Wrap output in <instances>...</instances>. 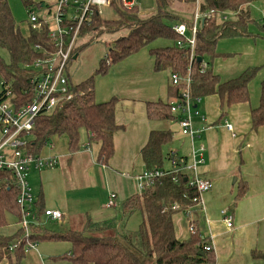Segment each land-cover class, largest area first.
Wrapping results in <instances>:
<instances>
[{"label":"trees","instance_id":"1","mask_svg":"<svg viewBox=\"0 0 264 264\" xmlns=\"http://www.w3.org/2000/svg\"><path fill=\"white\" fill-rule=\"evenodd\" d=\"M23 1L27 8L36 3V0ZM156 1L157 12L145 17L140 15L138 5L127 9L117 0H112L110 5L116 11L115 18H104L102 13L96 10L91 24L83 27L82 37L75 46L69 64L75 55L100 34L121 30H127V33L109 44V49L100 59L94 74L80 82H74L68 71L72 98L59 103L50 111L40 112L35 117L31 137L24 147L25 153L41 155L43 147L55 135H66L69 151L77 152L83 147L81 137L85 131L89 139L87 147L97 141L100 145L97 160L100 164L107 165L115 155V135L123 125L118 123L116 118L118 97L113 95L106 101L97 99L95 76L106 75L111 66L158 40L169 43L149 48L154 59V70L160 72L168 69L171 75L177 73L181 81L173 84L170 79L167 99L146 101L149 119L178 122L181 114L171 110V101L173 98L181 99L188 77L192 97L200 98V101L194 104L195 109L203 98L214 94L220 97L222 110L232 104L250 100L249 85L261 66L251 65L233 78L222 79L214 71L213 62L220 56L217 44L221 38L254 35L249 28L253 21L250 9L253 0H201V13L213 9L218 14L225 11L232 14L225 21L220 17L204 16L203 21L200 19L194 47L195 58L192 61L190 46L177 44L180 36L172 24L166 21H173L174 24L186 22L191 26L193 20L166 10L173 0ZM178 1L195 4V0ZM261 1L264 3V0ZM262 20L264 21V14ZM260 28L264 30V22ZM29 31L27 36L22 33L8 0H0V50L5 49L9 54L8 61L0 51V90L1 93L5 92L6 88L11 90L9 98L5 100L9 101L15 110L32 103L40 71L31 66H34L37 59L46 58L53 49L47 29ZM199 56L203 57L202 61H198ZM204 62L207 63L206 66H203ZM224 114L225 112H222L220 118ZM251 120L252 129L264 126V79L261 80L259 103L251 109ZM2 127L0 121V130ZM173 138L174 131L170 128H156L150 131L146 143L140 149L143 171L170 170V166H165V161L169 158L171 164L174 151L170 150L166 154L164 146ZM174 176H178L177 181ZM12 179L14 180V177L10 172L0 169V229L10 226L9 216L16 220L12 233L0 232V264H22L26 250L44 241L69 242L70 251L53 256V259L66 260L72 264H215V252L205 249L208 241L202 238L198 231L189 230L191 234L185 239L176 234L175 215L195 206L193 198L198 195L182 173H170L157 178L154 185L147 186L122 200V213L127 219L137 211L142 214V220L134 230L121 229L115 218L95 222L89 215L79 225L56 232L50 230L46 227L47 222L58 220H52L45 215L46 207L41 192L31 210L34 221L29 225L28 234L20 225L23 212L17 202L18 189ZM246 190L247 183L240 182L236 199L242 197ZM113 197L116 198L115 195ZM174 205L179 207L173 208ZM62 214L60 220L64 219V213ZM122 225L125 226V223ZM251 255L254 259L264 260V250L253 249Z\"/></svg>","mask_w":264,"mask_h":264},{"label":"crops","instance_id":"2","mask_svg":"<svg viewBox=\"0 0 264 264\" xmlns=\"http://www.w3.org/2000/svg\"><path fill=\"white\" fill-rule=\"evenodd\" d=\"M259 36L260 34L234 37L230 39L232 40L230 43L225 42L224 46L235 47V49H228V51L236 52L246 46L248 47V45L251 48L248 49L249 53L243 58L244 60L232 59L229 65L230 68L227 69L226 67L219 71L214 69L222 79H229L240 74L248 65H262L257 76L250 82V100L232 104L222 110L220 107L221 100L217 94L207 96L212 97L211 100L215 102L214 107H207V100L204 105V108L210 111L208 113L210 118L214 119L222 112H225L224 116L222 118L219 116L214 124L208 123L209 120L206 116L196 117L195 119L197 127L195 129L198 130L197 139L203 142L202 134H205L206 142V145L203 143L206 147L204 153L205 163L201 164L199 171L212 182V187L203 194L201 204L189 209V217L192 219L199 235L206 238L208 244L213 245L216 254L215 264H261L263 262L253 259L250 255L253 249L264 250V126L252 129L251 120V109L259 103L261 80L264 79V50L259 47V44H264V38ZM219 53L220 56L218 57L224 60L227 58V56L223 57L227 53ZM140 56L138 52L116 63L113 68L119 70L121 67L117 66L121 65L123 67V70L117 71L120 75H123L116 74L118 76L117 90L121 91L116 106V118L123 125V128L117 133L120 132L119 134L122 135V133L130 132L131 137H135L133 142L129 140L126 143L133 145L135 142L131 150H136V153H134L136 155L135 161L138 162V166H141L140 170L143 171L144 164L140 156V149L146 143L150 131L156 129L162 122L158 123V121L147 117L146 101L158 100L163 97V99L168 98L169 83L165 80V76L161 71L154 70V59H146L148 62L151 61L150 65L147 66ZM218 59L215 61L216 64ZM126 70H130V75L129 73L125 74ZM112 93L108 95L109 98L103 101L115 95ZM119 105L125 112L121 119L118 110ZM137 115H141V117L139 118ZM126 118H130V120H124ZM225 120L231 123L232 130L226 127ZM209 124L211 125L209 126ZM131 125L133 131H131ZM167 128L174 131L173 139L179 141V143L181 142V147L186 145L183 140H190L188 136L181 134L178 122H172ZM116 135L114 139L116 146L114 156L119 159ZM88 141L87 138L85 143L87 144ZM183 149L176 147L175 149L172 148V151L185 156L187 161L191 162L189 158L190 148ZM131 150L130 153H132ZM87 152L90 154V161L92 162L93 152L87 146L82 147L77 152H70V155L67 152L62 153L67 157L68 166H71L79 160L81 162L83 160L81 158L82 154ZM68 161L70 162L68 163ZM123 162L127 168L135 167L130 154L123 159ZM103 167L106 166L103 165ZM31 172H35V176ZM31 172L29 182L33 193L36 197L39 193H43L45 207L60 209L64 213V217L71 212L69 193L67 185H64L62 169L56 164L53 168L32 169ZM134 180L136 183L137 180L135 178ZM242 181L247 183V190L242 197L236 199ZM112 182L109 195L113 193L116 198L121 195L125 196L127 191L131 193V191L136 190H131L132 182L124 180ZM38 183H40V191L35 193V185ZM224 209H230L234 213L232 227H228L223 219L222 210ZM180 213H177L174 218L176 234L179 238L185 239L191 234L189 231L190 224L186 212ZM47 242L49 241L30 246L26 250L22 264H69L66 263L69 262L66 260L53 259V256H57V254H55L56 252L52 247L47 245Z\"/></svg>","mask_w":264,"mask_h":264},{"label":"built area","instance_id":"3","mask_svg":"<svg viewBox=\"0 0 264 264\" xmlns=\"http://www.w3.org/2000/svg\"><path fill=\"white\" fill-rule=\"evenodd\" d=\"M127 9L138 5L137 0H117ZM112 0H36V3L28 7V22L30 29H47L48 36L53 43V49L44 59H37L34 66L40 73L37 76V90L32 103L15 110L8 103L7 98L11 93L9 88L1 93L0 90V121L3 124L0 130V169L10 172L14 177L11 181L18 189L17 202L23 212V218L20 222L28 234L30 223L33 216L31 210L34 206L36 196L33 193L29 182V173L32 169L43 170L53 168L57 164V158L52 155H32L25 153L24 147L31 137V130L34 126L35 117L42 111H50L59 103L69 100L73 92L69 87V74L67 67L69 60L78 40L82 37L81 31L85 25H90L96 10L100 11L103 6H110ZM201 0H195L196 10L193 14V23L189 26L186 22H178L173 25V29L180 36L177 44L190 46V60L195 58L194 47L196 44V35L200 26V19L203 17H220L224 21L228 19L231 12L219 13L213 9L207 13L200 11ZM37 7V9H36ZM191 32V37L187 32ZM207 63L204 62L203 66ZM173 84H178L181 77L177 73L171 75ZM185 88L182 90L181 99L174 98L171 101V110L180 113L178 120L180 132L184 136L192 138V157L193 161L188 162L183 155L172 152L170 170H147L136 175L139 190L142 191L147 186L154 185L157 178L170 173H182L185 175L189 184L194 187L198 193L193 198L196 205L202 203V196L212 187V182L204 177L199 171V165L205 163L204 152L206 147L200 144L196 147L195 138L198 130L193 124L194 104L200 101L199 97L193 98L190 92V77L185 80ZM1 87V86H0ZM198 115V110H195ZM226 127L232 130V125L225 120ZM178 180V176H174ZM113 196V195H112ZM113 198L107 202V206H114ZM174 205L173 208H178ZM189 219L190 231L194 232L195 225L189 217V210L185 211ZM45 215L52 220H60L63 217L60 209L46 208ZM223 219L228 227L233 226L234 213L230 209L222 210ZM191 219V221H190ZM206 250H213L212 244H206Z\"/></svg>","mask_w":264,"mask_h":264},{"label":"rangeland","instance_id":"4","mask_svg":"<svg viewBox=\"0 0 264 264\" xmlns=\"http://www.w3.org/2000/svg\"><path fill=\"white\" fill-rule=\"evenodd\" d=\"M38 1V0H37ZM13 15L16 17L17 23L20 27V30L22 33L27 36L29 34V22H28V8L25 6L23 0H8ZM137 4L140 8V15L145 17L148 15H151L158 10V3L156 0H137ZM37 9V7H36ZM250 9H251V17L253 21L250 23V30L254 33L253 36H256L260 34L259 37L264 38V30L260 28V25L263 24V13H264V3L261 0H253L252 3L250 4ZM168 11L178 14L181 17H185L188 19L193 20V14L196 10L195 4L193 5L192 3L185 2V1H178V0H173V2L168 5L167 9ZM100 12L102 13V16L104 18H115L116 11L113 9L111 6H103L100 8ZM169 24L174 25L173 21H166ZM259 24V25H258ZM127 33V30H121L116 33H108L104 32L98 36L97 39L93 40L90 44H88L86 47H84L78 56L74 58L70 64H69V74L71 75V78L73 79L74 82H80L87 78L88 76L92 75L95 73V70L97 69L99 65L100 59L107 53L109 49V44L112 43L115 39L119 38L120 36L124 35ZM187 36L191 37V32H187ZM239 37V36H238ZM234 37H225L221 38L217 44V49L218 52H225L228 54L227 58L224 60L223 58L216 57L213 62V69L215 71L223 70V68H230L229 65L232 62V59H243L246 55H248L249 51L248 49L251 48L250 45L248 47L242 48V50L239 51H228L235 49V47L231 46H224L225 42L232 41ZM257 38V37H256ZM263 41V40H262ZM169 43L168 41L165 42L164 40H158L156 42L151 43L150 45L146 46L142 50L139 51L140 57L142 61L145 62L147 66L150 65L151 61L148 62L149 58L153 57L149 52V48L151 46H155L158 44H165ZM251 43V42H248ZM262 45V46H261ZM254 47V46H253ZM259 47H262L261 49L264 50V44H259ZM225 48V49H222ZM1 54L3 57L9 61V54L8 51L5 49H1ZM230 57V59H228ZM222 60H219V59ZM208 59V58H207ZM206 59V60H207ZM218 59V63L216 64L215 61ZM238 59V60H239ZM244 60V59H243ZM250 62V61H249ZM256 62V61H254ZM114 66V65H113ZM111 66L109 72L106 75H96V94H97V99L100 100H105L110 95L115 94L118 98L121 91L117 90V85H118V76L116 74H119L117 71H120V69L123 70V67L121 65L117 67H121L119 70L118 68H113ZM251 66V65H248ZM247 66V67H248ZM256 66V64H255ZM258 66V65H257ZM262 67V65H259ZM35 68L33 65L31 66ZM226 69V70H227ZM163 75L165 76V80L168 81V83L171 84V73L170 70L166 69L161 71ZM129 73L130 75V70H126L125 74ZM123 75V74H121ZM120 75V76H121ZM146 81V80H145ZM143 82V85L145 83ZM112 97V96H111ZM164 98V97H163ZM162 98V99H163ZM167 99V98H166ZM174 99V98H173ZM212 97H205L203 98L200 103L199 107L197 108L198 110V115L195 114V110L193 109V124L194 128L197 129L196 127V122L195 119L196 117L202 118V116H206L207 119L209 120L208 123L214 124L217 120V118L220 116V113L218 116H216L214 119L210 118V111L208 109L204 108V105L207 100V107H214L215 102L214 100H211ZM157 100V99H155ZM164 100V99H163ZM9 102V101H8ZM118 104V103H117ZM121 105V104H120ZM119 105L120 108H118L119 113H120V119L123 118L125 112L123 108ZM225 109V108H224ZM137 117H141V115H137ZM124 120H130V118H126ZM216 120V121H215ZM118 122V121H117ZM161 121H158L160 123ZM119 123V122H118ZM135 123V122H134ZM172 122H166L162 121L161 125H158L156 128H167L168 125H170ZM207 124V123H206ZM134 125V124H132ZM131 125V131H133V126ZM208 125V124H207ZM211 124H209L210 126ZM225 131V130H224ZM120 133V132H119ZM117 133L116 135V141L118 145V150H119V159L115 158V156L110 160V162L107 165H104L106 167H103L102 164H100L97 160L98 158V153H99V148L100 145L97 141L92 142V146L90 147L91 143L89 144L88 148H90L93 152V161H90V154L87 152L86 154H82L81 158L83 159L81 162L80 160L73 163V165L68 166L66 162V156L62 152H67L70 155L69 147H68V139L66 135H55L50 142L45 145L41 151L42 155H52L57 157V166H59L62 169L63 172V179H64V185H67V190L69 193V202L71 204V212H69L63 220H58L56 222H47V226L50 230L53 231H60L64 230L67 228H70L72 226L79 225L82 223L86 216L89 215L91 219L95 222H100L103 220H109L112 218H115L118 223L120 224L119 227L121 229H130L134 230L138 227L139 223L142 220V214L141 212L137 211L133 216L129 217L128 219L124 214L122 213L121 209V202L124 200L126 197L129 195L137 192L139 190L138 183H135V176L139 171L141 172L140 168L141 166H138V162L135 161L136 155V150H131L132 146L131 143H126V141L129 142L131 140L133 142L135 137H131L130 132H126L125 134L122 133L120 135ZM190 140L186 141L183 140V142H186V145L184 147H181V142L173 139L170 141L167 145L164 146V153L168 154L172 148L178 147V149H183L187 150L190 148V161H193L192 157V138L188 136ZM87 141V135L85 134V131L82 133L81 137V143L82 146H87L85 143ZM202 141L195 138V144L196 147H198L200 144H205V134H202ZM89 142V141H88ZM129 144V145H128ZM83 146V147H84ZM135 148V147H133ZM85 150V149H83ZM130 150L132 153H130ZM86 151V150H85ZM205 153V152H204ZM132 156V160L134 162L135 167L132 168H127L125 166V163L123 162V159L128 156ZM70 161H68L69 163ZM165 166L169 168L171 167L170 160L169 158H166L165 161ZM202 165H199V168ZM124 170H129V171H124ZM200 170V169H199ZM31 172V171H30ZM135 172V173H134ZM33 176H35V172H31ZM135 174V175H133ZM30 175V173H29ZM134 178H133V177ZM116 180H124V181H129L132 182V189H136L134 192L127 191L126 195L123 196L121 195L119 198H115L112 196L113 193H110L111 185L113 184L112 181L116 182ZM137 185V186H136ZM34 192L38 193L40 191V183L35 185ZM34 188V187H33ZM110 198H113L115 202V206H107V202L109 201ZM181 214V213H180ZM9 225L6 226L2 229H0V232H6L10 233L13 229V227L16 225V220L14 217L9 216ZM125 223V226L122 224ZM79 227V226H78ZM196 231V230H195ZM194 231V232H195ZM42 243V242H40ZM47 245L53 248V250L56 252L55 254L61 255L64 253H67L71 249V244L67 241H53V242H47ZM251 255V254H250ZM226 257V256H225ZM252 257V255H251ZM253 258V257H252ZM254 259V258H253ZM261 262V264H264V260L262 259H255ZM69 264H72L71 262H66Z\"/></svg>","mask_w":264,"mask_h":264},{"label":"water","instance_id":"5","mask_svg":"<svg viewBox=\"0 0 264 264\" xmlns=\"http://www.w3.org/2000/svg\"><path fill=\"white\" fill-rule=\"evenodd\" d=\"M78 55H75V58L77 57ZM203 60V57L202 56H199L198 57V61H202ZM195 107H197V105H195ZM204 253V252H203Z\"/></svg>","mask_w":264,"mask_h":264}]
</instances>
